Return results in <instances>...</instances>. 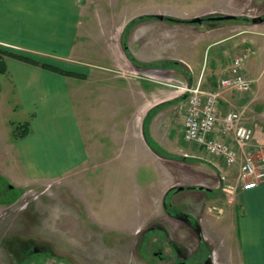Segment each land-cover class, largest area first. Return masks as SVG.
Segmentation results:
<instances>
[{
    "label": "crops",
    "instance_id": "obj_1",
    "mask_svg": "<svg viewBox=\"0 0 264 264\" xmlns=\"http://www.w3.org/2000/svg\"><path fill=\"white\" fill-rule=\"evenodd\" d=\"M88 1L0 0V46L83 75H63L5 57L7 72L1 74L13 97L12 114L28 121L30 132L15 139L12 126L10 159L4 163L2 155L0 172L22 189L82 176L89 166H122L114 183L121 193L126 181L131 186L122 199L117 196L115 207L131 223L138 217L132 227L147 229L141 261L208 264L212 255L217 264H264V181L241 191L239 213L227 205L209 161L183 151L185 99L173 87L184 82L212 89L238 55L245 57L243 70L253 85H264V20L189 23L143 12L137 17L144 20L133 27L128 17L110 30L104 26L110 17L99 15L100 44L93 43L89 51L81 36L84 19L90 17ZM239 22L247 27H237ZM251 93L225 90L217 108L213 137L238 150V164L263 139ZM229 110L240 112L241 123L253 130L249 148H240L232 131L222 130ZM103 138L113 145L105 146ZM10 164L25 177L7 168ZM179 165L184 166L181 174ZM196 169L204 173L196 175ZM177 214L184 217L180 223L172 219ZM90 216L104 225L92 212ZM159 216L171 225L172 237L166 225H147ZM122 228L127 229L124 223Z\"/></svg>",
    "mask_w": 264,
    "mask_h": 264
},
{
    "label": "rangeland",
    "instance_id": "obj_2",
    "mask_svg": "<svg viewBox=\"0 0 264 264\" xmlns=\"http://www.w3.org/2000/svg\"><path fill=\"white\" fill-rule=\"evenodd\" d=\"M88 2L87 10L90 12V17L87 21L84 19L86 28L80 35L84 40V47L89 51L93 43L100 44L99 15L110 17L109 23L104 24L110 30L128 17L132 18L130 22L133 27L144 20L137 17L143 15L141 14L143 12L159 13L164 18H177L182 22H188L195 16L207 18L234 15L236 20L241 21L243 18L252 24L251 20L264 16V0H89ZM237 24V27H247L240 22ZM87 56L90 57L91 54L88 53ZM3 81L0 73L2 86L0 158L3 155L5 163L7 158L10 159L11 152L8 148L10 143L8 134L12 126L22 120L12 114L13 97ZM250 93L254 95L255 112L258 113L254 114V119L257 121L256 128L259 137L263 138L259 141V145L254 147L257 154L264 148V85H253ZM8 120H11L10 124ZM100 141L105 146L108 142L113 145L111 140ZM185 144L184 152L191 151L193 153L191 155L199 160L204 158L209 161L213 174L220 181L218 185L223 200L225 199L230 207L234 205L239 213L243 203L242 190L237 177L239 164L228 165L223 161L220 163V160L211 158L203 152V156L200 157L201 152H194L199 151L195 146L187 142ZM7 168H11L20 179L25 177L17 166L12 167L10 164ZM120 168L122 166H89V170L82 176L73 175L69 179L58 180L55 183L27 185L22 189L10 185L0 172V182L12 186V188H7L4 184L0 186V190L3 189L0 191V264H146L139 257L141 249L146 251L142 242L147 229L144 226L138 227V224L132 227L138 217H134L131 223L128 214L125 216L124 211H119L120 208L115 207V202L119 198L122 199V196L127 194L128 186H131V182L126 181L123 184L124 191L121 193L119 187L115 185L113 176ZM179 168L181 174L184 166L179 165ZM195 172L196 175L204 173L203 169L202 171L196 169ZM148 175L154 176L152 172H148ZM181 176L180 179L183 178ZM128 191L132 194L135 192ZM90 212L104 225L97 223L96 219L90 216ZM159 218L160 216L153 218L151 224L147 225L153 228L166 225L165 232L172 237L174 231L171 225L169 226L165 219ZM156 219L158 220L155 222ZM123 223L127 229L122 228ZM114 227L116 228L113 229ZM35 247L40 250L39 253L35 252ZM42 247L47 249L44 256L45 250H41ZM213 264L217 263L213 262Z\"/></svg>",
    "mask_w": 264,
    "mask_h": 264
},
{
    "label": "built area",
    "instance_id": "obj_3",
    "mask_svg": "<svg viewBox=\"0 0 264 264\" xmlns=\"http://www.w3.org/2000/svg\"><path fill=\"white\" fill-rule=\"evenodd\" d=\"M244 56L233 58L230 66L212 89H204L200 83L188 86L178 84L175 87L186 94L185 114L183 118V138L211 157L222 159L232 165L237 160V150L227 143L213 137L217 123V107L223 91L234 89L249 92L252 80L243 70ZM241 114L228 111L223 118V131H232L236 143L244 148L253 139V131L240 122ZM238 179L243 190L255 188L264 181V148L257 154L246 151L238 171Z\"/></svg>",
    "mask_w": 264,
    "mask_h": 264
},
{
    "label": "trees",
    "instance_id": "obj_4",
    "mask_svg": "<svg viewBox=\"0 0 264 264\" xmlns=\"http://www.w3.org/2000/svg\"><path fill=\"white\" fill-rule=\"evenodd\" d=\"M180 21H182V20H180ZM5 57H13V58L23 60V61H26L29 63L40 65L41 67L54 70V71L59 72L63 75H68V76H73V77H83L82 74H79L75 71L65 70V69L53 66L49 63L40 62L39 60H36L35 58H33L27 54L17 52L13 49H10V48L4 47V46H0V73H6L7 72ZM29 132H30V125H29L28 121L18 122L17 124L13 125L12 136L15 139L23 138L27 134H29Z\"/></svg>",
    "mask_w": 264,
    "mask_h": 264
},
{
    "label": "water",
    "instance_id": "obj_5",
    "mask_svg": "<svg viewBox=\"0 0 264 264\" xmlns=\"http://www.w3.org/2000/svg\"><path fill=\"white\" fill-rule=\"evenodd\" d=\"M157 18L163 20V19H168V20H171V21H176V22H180V20H178L177 18H171V17H167V18H164L163 15H156ZM235 16L234 15H218V16H210V17H207V18H202V17H193L191 19L188 20V22L190 23H201L204 19H207L209 21H226V20H231V19H234ZM254 22H255V19H254Z\"/></svg>",
    "mask_w": 264,
    "mask_h": 264
},
{
    "label": "flooded vegetation",
    "instance_id": "obj_6",
    "mask_svg": "<svg viewBox=\"0 0 264 264\" xmlns=\"http://www.w3.org/2000/svg\"><path fill=\"white\" fill-rule=\"evenodd\" d=\"M254 17H256V16H254ZM242 19V18H241ZM264 20V16H258V19L257 20H255V22H258V21H260V20ZM250 21V20H249ZM252 21V20H251ZM254 21V20H253ZM177 186V185H176ZM178 186H180V185H178ZM177 186V187H178ZM203 187H205V185H201V186H199V188H203ZM174 216V217H173ZM172 216V219H173V221H175V222H177V223H180V218H184L182 215L180 216L179 214H177L176 216L175 215H173ZM174 246V248H177V246H175V245H173ZM41 250H45V251H43L44 253H43V256H44V254H46V248L45 247H42V249ZM39 251L40 250H37L36 249V247H35V252H38L39 253ZM42 255V254H41ZM40 255V256H41ZM184 257L186 256V252H185V254H182ZM208 264H211V260L209 259V263Z\"/></svg>",
    "mask_w": 264,
    "mask_h": 264
}]
</instances>
